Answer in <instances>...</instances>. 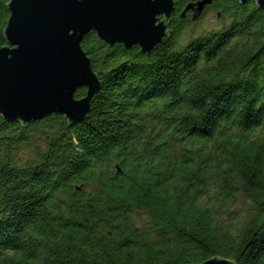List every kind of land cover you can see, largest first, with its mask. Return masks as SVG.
Returning a JSON list of instances; mask_svg holds the SVG:
<instances>
[{"label":"trees","instance_id":"obj_1","mask_svg":"<svg viewBox=\"0 0 264 264\" xmlns=\"http://www.w3.org/2000/svg\"><path fill=\"white\" fill-rule=\"evenodd\" d=\"M196 1L149 51L83 34L85 118L0 116V264H264V12Z\"/></svg>","mask_w":264,"mask_h":264},{"label":"water","instance_id":"obj_2","mask_svg":"<svg viewBox=\"0 0 264 264\" xmlns=\"http://www.w3.org/2000/svg\"><path fill=\"white\" fill-rule=\"evenodd\" d=\"M246 0H236L240 4ZM264 12V0H249ZM211 0L183 6L192 17ZM0 28V116L25 124L58 112L66 124L85 118L99 81L79 42L87 30L106 44L154 48L168 34L173 0H4ZM78 86L84 94L74 97ZM190 264H235L210 252Z\"/></svg>","mask_w":264,"mask_h":264},{"label":"rangeland","instance_id":"obj_3","mask_svg":"<svg viewBox=\"0 0 264 264\" xmlns=\"http://www.w3.org/2000/svg\"><path fill=\"white\" fill-rule=\"evenodd\" d=\"M219 23L220 22L218 21V18L215 16V12L207 11L206 13H204L200 17V19L197 20L196 25L194 22V27L192 29V35L197 34L198 32H200V30H208V29L215 28L219 25ZM188 28H186V30H188ZM17 152H18V154L20 153L19 155L21 156V159H23V157H25V155L27 154L26 153L27 151H24V150H19ZM241 203H242L241 200L237 199V201L232 203L231 205H229L227 209H229V212L232 214L234 211L240 209ZM239 212H241V211L239 210ZM239 212H237L236 215L239 214ZM234 214L235 213H233L232 215H234ZM235 216H234V218H235Z\"/></svg>","mask_w":264,"mask_h":264}]
</instances>
